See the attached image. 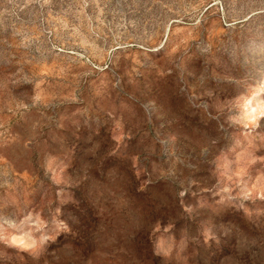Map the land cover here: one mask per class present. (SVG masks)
<instances>
[{
    "label": "rangeland",
    "instance_id": "374dc122",
    "mask_svg": "<svg viewBox=\"0 0 264 264\" xmlns=\"http://www.w3.org/2000/svg\"><path fill=\"white\" fill-rule=\"evenodd\" d=\"M0 264H264V0H0Z\"/></svg>",
    "mask_w": 264,
    "mask_h": 264
}]
</instances>
